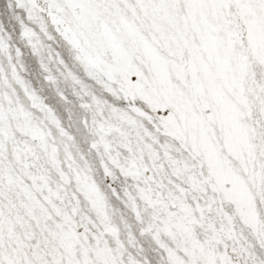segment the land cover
Here are the masks:
<instances>
[{
  "label": "snow or ice",
  "instance_id": "snow-or-ice-1",
  "mask_svg": "<svg viewBox=\"0 0 264 264\" xmlns=\"http://www.w3.org/2000/svg\"><path fill=\"white\" fill-rule=\"evenodd\" d=\"M0 264H264V0H0Z\"/></svg>",
  "mask_w": 264,
  "mask_h": 264
}]
</instances>
